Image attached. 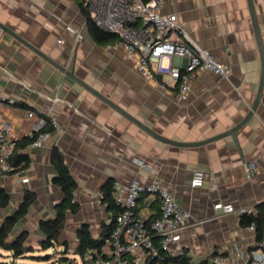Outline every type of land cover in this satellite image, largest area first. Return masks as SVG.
Here are the masks:
<instances>
[{
    "label": "crops",
    "instance_id": "crops-1",
    "mask_svg": "<svg viewBox=\"0 0 264 264\" xmlns=\"http://www.w3.org/2000/svg\"><path fill=\"white\" fill-rule=\"evenodd\" d=\"M252 2L264 50V0ZM80 4L0 0V23L63 68L73 69L78 79L167 140L201 142L230 130L251 109L261 59L247 0H165L162 13L174 14L189 40L229 69L227 78L197 72L186 101L177 100L176 87L167 86L160 76L145 80L115 46L116 36L114 43H96ZM0 97L5 99L0 102V121L11 124L18 139L15 154L28 161L24 169L0 176V188L9 195L0 224L19 208L26 191L35 197L8 240L24 232L25 246L36 241L39 247V223L54 218L62 200L52 182L55 147L76 182L73 200L78 211L66 210L59 237L67 249L72 244L76 248L81 226L98 238L103 223L109 222L102 202L108 181L112 187L158 182L174 194L191 217L179 241L170 245L173 257L183 252L196 264H213L218 258L225 264H245V256L264 241V217L258 239L256 229L249 230L254 224L243 226L239 216L215 209L230 203L235 209L254 207L264 216V84L253 116L237 132L239 151L230 137L177 147L145 133L0 29ZM26 110L57 119V128L41 147H21L32 126ZM250 165L254 173L247 178ZM195 169L203 173L199 188L190 185ZM138 205L146 208L149 221L159 216L157 200L141 199Z\"/></svg>",
    "mask_w": 264,
    "mask_h": 264
},
{
    "label": "built area",
    "instance_id": "built-area-1",
    "mask_svg": "<svg viewBox=\"0 0 264 264\" xmlns=\"http://www.w3.org/2000/svg\"><path fill=\"white\" fill-rule=\"evenodd\" d=\"M80 1L101 31L117 37L115 46L134 64L136 71L145 80L158 75L167 86L176 87L177 100H187L190 81L197 72L207 71L222 78L228 77V67L191 42L181 30L174 14L162 13L165 0ZM3 101L5 99L0 97V102ZM25 114L32 121L31 129L25 137L33 138L30 146L41 147L51 134L43 130L47 127L55 130L57 119L53 114L38 116L31 110H26ZM17 142L11 124L0 121V176L13 172L9 161L15 154ZM253 173L254 167L248 166L246 177ZM202 184V171L193 170L191 187L199 188ZM112 197L119 211L113 218L112 230L93 264H162L158 259V249L170 254V245L179 241L180 233L190 220V213L181 208L174 194L158 182H134L130 185L114 183ZM141 199L157 200V218L148 221L146 208H139L138 205ZM215 209L225 215L258 216L254 207L235 209L230 203H219ZM249 230L255 231L254 225L249 226ZM213 264L225 262L218 258ZM245 264H264V241L245 256Z\"/></svg>",
    "mask_w": 264,
    "mask_h": 264
},
{
    "label": "trees",
    "instance_id": "trees-1",
    "mask_svg": "<svg viewBox=\"0 0 264 264\" xmlns=\"http://www.w3.org/2000/svg\"><path fill=\"white\" fill-rule=\"evenodd\" d=\"M80 10L86 20L89 32L96 43H114L115 35L105 33L97 28L89 18L86 10L82 8L81 4ZM16 104L17 103L14 102V105ZM43 131L45 133H52L53 129L51 127H47ZM32 141L33 138H26L25 140H22L21 147L28 145ZM27 162V157L25 155L14 154V156L10 159L9 164L13 167V172H15L19 169H24L27 166ZM52 165L55 170V175L52 179V182L61 190L62 200L55 207L56 212L54 218L41 221L39 223V230L42 234V239L39 242V248L42 250H47L49 248L60 246L63 248V257H61L60 260H66L65 255L68 253L67 245L65 242H61L59 237L61 231L64 228L66 210H68L71 214H75L78 211L77 203L73 200L76 182L71 176L64 162L62 154L55 147L52 150ZM112 191L113 187L111 181L106 182V184L103 186L102 202L106 205L107 212L110 214V220L108 223H103L99 237H92L91 232L86 225L81 226L76 232L78 243L73 255H78L82 260V264H93L94 260L101 252L105 238L108 237L112 230L113 218L119 211V207L112 198ZM34 200V195L26 191L19 208L14 213L7 216L0 224V248L2 250L11 252L14 258H19L31 250L29 246H25L24 244L26 239V234L24 232L11 241L8 240V237L14 224L26 214L28 207L34 202ZM8 203L9 195L3 188H0V210L6 208ZM263 217L264 216L261 215L257 216L256 218H252L250 216L243 215L240 216V222L243 226L254 224L257 232V238L260 239L262 235L261 225L263 222ZM158 259L161 260L162 264H196L193 263L191 258L183 252L178 257H173L170 254H167L161 248L158 249ZM197 264H205V262Z\"/></svg>",
    "mask_w": 264,
    "mask_h": 264
},
{
    "label": "water",
    "instance_id": "water-1",
    "mask_svg": "<svg viewBox=\"0 0 264 264\" xmlns=\"http://www.w3.org/2000/svg\"><path fill=\"white\" fill-rule=\"evenodd\" d=\"M247 4H248V8H249V13H250L251 21H252V26H253V30H254V34H255V39H256L257 47H258V50H259V53H260V59H261V76H260V81H259V85H258V88H257L255 100L253 102V105H252L251 109L249 110V112L245 116V118L243 120H241L236 126H234L230 130H228V131H226V132H224L222 134H218L216 136H213L211 138H208L206 140H203V141L197 142V143L174 142V141H170V140H167V139L159 136L154 131H152L150 128H148L147 126H145L143 123H141L137 119H135L132 116H130L129 114H127L125 111H123L121 108H119L116 104H114L113 102H111L110 100H108L106 97H104L103 95H101L98 92H96L95 90H93L90 86H88L87 84H85L83 81H81L80 79H78L74 75L73 69L67 70V69L63 68L62 66H60L59 64H57L56 62H54L52 59H50L49 57H47L45 54L41 53L38 49H36L35 47H33L31 44H29L28 42H26L24 39H22L21 37H19L18 35H16L14 32H12L8 28H6L1 23H0V29L4 33H6L9 36L13 37L20 44H22L28 50H30L31 52H33L35 55H37L39 58H41L42 60H44L45 62H47L51 66H53L55 69H57L61 73H63L67 78L71 79L72 81H74L75 83H77L78 85H80L81 87H83L87 92H89L90 94H92L93 96H95L96 98H98L99 100H101L102 102H104L110 108H112L113 110H115L118 114H120L121 116H123L124 118H126L127 120H129L130 122H132L134 125H136L138 128H140L141 130H143L145 133H147L148 135H150L154 139H156V140H158V141H160L162 143L169 144V145H173V146H177V147H197V146H201V145H204V144H208V143H211V142H214V141H217V140L226 138V137H230L232 139L234 145L236 146L237 150L239 151V149H238V142H237V132L253 116V113H254V111L256 110V108H257V106L259 104V101H260V98H261V95H262L263 84H264V50H263V44H262V41H261L260 31H259V27H258V24H257V20H256V16H255V11H254V7H253L252 0H247Z\"/></svg>",
    "mask_w": 264,
    "mask_h": 264
},
{
    "label": "rangeland",
    "instance_id": "rangeland-1",
    "mask_svg": "<svg viewBox=\"0 0 264 264\" xmlns=\"http://www.w3.org/2000/svg\"><path fill=\"white\" fill-rule=\"evenodd\" d=\"M33 244V246H29L30 252L19 258H14L11 252L0 248V264H82L81 258L78 255H73L75 249L73 244L68 248L70 252L65 255L66 260H60L63 257V248L60 246L42 250L36 245V241Z\"/></svg>",
    "mask_w": 264,
    "mask_h": 264
}]
</instances>
